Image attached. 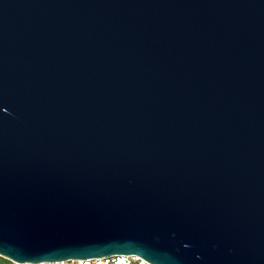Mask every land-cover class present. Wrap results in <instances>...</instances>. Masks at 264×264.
<instances>
[{"label": "water", "instance_id": "1", "mask_svg": "<svg viewBox=\"0 0 264 264\" xmlns=\"http://www.w3.org/2000/svg\"><path fill=\"white\" fill-rule=\"evenodd\" d=\"M264 264V0H0V258Z\"/></svg>", "mask_w": 264, "mask_h": 264}, {"label": "built area", "instance_id": "2", "mask_svg": "<svg viewBox=\"0 0 264 264\" xmlns=\"http://www.w3.org/2000/svg\"><path fill=\"white\" fill-rule=\"evenodd\" d=\"M18 264V263H11ZM31 264V263H22ZM37 264H151L148 261L142 259L141 257L129 254V255H115L114 257H106L99 259H70L68 261H57L53 263L38 262Z\"/></svg>", "mask_w": 264, "mask_h": 264}, {"label": "trees", "instance_id": "3", "mask_svg": "<svg viewBox=\"0 0 264 264\" xmlns=\"http://www.w3.org/2000/svg\"><path fill=\"white\" fill-rule=\"evenodd\" d=\"M0 264H11V262L8 261L7 259L4 260V259L0 258Z\"/></svg>", "mask_w": 264, "mask_h": 264}]
</instances>
